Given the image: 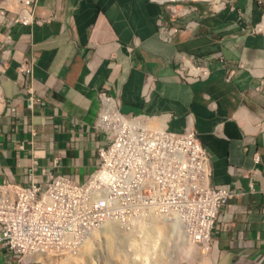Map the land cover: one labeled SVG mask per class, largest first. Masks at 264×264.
Masks as SVG:
<instances>
[{
  "label": "crops",
  "instance_id": "crops-1",
  "mask_svg": "<svg viewBox=\"0 0 264 264\" xmlns=\"http://www.w3.org/2000/svg\"><path fill=\"white\" fill-rule=\"evenodd\" d=\"M30 1L20 15L0 0V182L25 183L31 161L82 180L105 94L172 131L189 123L210 183L246 192L185 264H264V196L249 191L264 186V0L198 1L172 41L154 0Z\"/></svg>",
  "mask_w": 264,
  "mask_h": 264
},
{
  "label": "built area",
  "instance_id": "built-area-1",
  "mask_svg": "<svg viewBox=\"0 0 264 264\" xmlns=\"http://www.w3.org/2000/svg\"><path fill=\"white\" fill-rule=\"evenodd\" d=\"M154 1L168 12L156 21L168 41L189 29L177 19L197 10L195 2L212 9L224 3ZM193 72L205 75L199 67ZM102 98L95 129L103 138L95 139V164L82 180L31 161L25 183L0 182V249L7 256L29 262L33 253L73 245L104 222L130 225L146 213L164 217L206 249L222 208L246 194L210 183L208 152L189 123L172 131L162 115L124 114ZM249 191L264 196V186Z\"/></svg>",
  "mask_w": 264,
  "mask_h": 264
},
{
  "label": "bare ground",
  "instance_id": "bare-ground-1",
  "mask_svg": "<svg viewBox=\"0 0 264 264\" xmlns=\"http://www.w3.org/2000/svg\"><path fill=\"white\" fill-rule=\"evenodd\" d=\"M25 3L26 0H7L6 5L18 11L20 15H23L27 11L24 5ZM263 21L264 20H262V22ZM163 218L164 217L154 213H146L142 218L130 225H122L118 222L110 221L104 222L97 228L87 231L86 233L91 232V234L86 235L85 233L84 237H82L77 244L78 249L75 251L77 264H84L90 257L94 259L96 255H91V252L92 249L97 248V246H101L102 248L105 246L107 252L111 256H123L122 259L119 260L128 259V264L156 263L160 255H162V246L165 244V242L162 243L161 232L162 230L165 231V229H168L166 226L168 223ZM174 232H176V229ZM177 233L183 237L182 239L185 238L186 241L190 240L183 232ZM178 240L180 239L178 238ZM186 241L184 240V242ZM106 250L104 251L106 252ZM52 255L53 254L46 251H37L30 255L29 258L41 264H54ZM187 257H189V254ZM200 258H202V256ZM202 263L205 264L203 260Z\"/></svg>",
  "mask_w": 264,
  "mask_h": 264
},
{
  "label": "rangeland",
  "instance_id": "rangeland-1",
  "mask_svg": "<svg viewBox=\"0 0 264 264\" xmlns=\"http://www.w3.org/2000/svg\"><path fill=\"white\" fill-rule=\"evenodd\" d=\"M29 3L27 5H29ZM163 219L168 223V221L165 218ZM166 226L168 229L167 230L165 229V231L162 230L161 232L162 243L165 242V244L162 246L163 247L162 248L163 250L161 251L162 255H160L158 259L159 262L156 261V263L154 264H185L188 258L197 259L200 250L196 248V245H194L189 239H188L189 241H186L185 238L182 239L183 237L180 236L178 233L174 232L173 230L175 229L171 228L172 226L169 223L166 224ZM87 234H91V232L86 233V235ZM178 238L180 240H178ZM184 240L186 242H184ZM79 242L80 241H76L74 242L73 245L72 244L65 245V247L59 250H48L46 252L53 254L52 260L54 264H77V261L75 259V251L78 249L77 244ZM104 250H106L105 246L103 248L101 246H97V248H93L91 255H96L95 258L94 259H91V257L90 259L88 258L89 260L87 259L84 264H128V259L119 260L122 259L123 256L120 257L117 255L111 256L107 252V250L106 252ZM188 254L189 257H187ZM0 264H41V263L31 258L29 259V262L25 261L24 259H20L19 261L18 258L14 259L12 257L7 256L4 253V250L0 249Z\"/></svg>",
  "mask_w": 264,
  "mask_h": 264
},
{
  "label": "clouds",
  "instance_id": "clouds-1",
  "mask_svg": "<svg viewBox=\"0 0 264 264\" xmlns=\"http://www.w3.org/2000/svg\"><path fill=\"white\" fill-rule=\"evenodd\" d=\"M29 2H30V1H29ZM29 2H28V3H29ZM28 3H25L24 5H27ZM194 4L196 5V2H195ZM135 114H136V113H135ZM137 114H138V113H137ZM193 244H194V243H193ZM194 245H195V244H194ZM196 247H199V246L196 245ZM29 259H30V258H29Z\"/></svg>",
  "mask_w": 264,
  "mask_h": 264
}]
</instances>
